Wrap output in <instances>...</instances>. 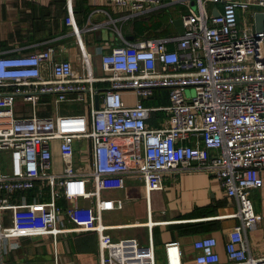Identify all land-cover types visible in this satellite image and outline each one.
<instances>
[{
    "label": "built area",
    "instance_id": "built-area-1",
    "mask_svg": "<svg viewBox=\"0 0 264 264\" xmlns=\"http://www.w3.org/2000/svg\"><path fill=\"white\" fill-rule=\"evenodd\" d=\"M104 1L134 19L191 0ZM207 1L222 11L211 15ZM66 8L83 72L56 61L54 47L0 56V264L20 247L14 240L50 236L57 243L87 232L98 237L99 264H157L152 241L144 248L136 239L113 240L110 231L118 226L105 224L103 215L121 210L123 202L103 198L102 181L135 176L149 200L173 171L211 173L238 204L233 217L240 223L229 234L227 262L209 236L194 244L196 263L264 264V257L251 255L247 238L258 228L250 196L264 186V31L240 24L242 13H264V0H197L198 12L188 7L182 14L178 37L131 42L115 26L122 45L101 53L103 77L94 75L73 0ZM101 83L107 88L100 90ZM189 88L194 97H186ZM159 90L167 92L168 105L146 106ZM126 93L135 96L134 104H126ZM47 96L56 107L85 103L88 114L43 116ZM18 98L31 106L30 117H17ZM154 113L169 115L171 126L149 129ZM82 141L88 146L78 152L75 143ZM56 149L60 175L50 173ZM165 257L166 264H183L180 244H166Z\"/></svg>",
    "mask_w": 264,
    "mask_h": 264
},
{
    "label": "crops",
    "instance_id": "crops-1",
    "mask_svg": "<svg viewBox=\"0 0 264 264\" xmlns=\"http://www.w3.org/2000/svg\"><path fill=\"white\" fill-rule=\"evenodd\" d=\"M73 5L76 23L82 30V40L88 51L92 49L96 53V56L92 55L93 60L99 59L100 57L97 56L102 55L101 53H109L113 48L122 45L115 26L123 37L131 42L180 36L174 25L178 19L174 17H171L174 29L161 28L158 23L153 24L144 19L146 15L134 18L133 24L128 25L131 19H126L127 12L106 4L104 0H73ZM179 6L186 8L178 10ZM169 9L184 14L188 7L180 3L159 12ZM206 9L211 15H216L222 11V5L207 1ZM99 10L101 12H96ZM243 16L242 13L240 24ZM66 17V0H0V56H30L54 47L55 60L57 56L68 55L67 59L59 61H70L76 72H83L80 49L71 28L66 25ZM251 21L250 27H255V16ZM96 24L102 26L95 29ZM124 26H127L125 34ZM107 86L104 83L98 85L100 90L106 89ZM157 92L166 95L168 102L166 91ZM44 100L47 105L40 111L43 116L88 114L87 106L83 111L73 109L72 105L75 102L63 103L70 105L64 108L60 105L56 107L53 97L47 96ZM150 100L145 102L146 106ZM27 105L29 104L22 99H17L15 105L17 117L26 118L32 115V108L31 106L26 108ZM148 107H159V105ZM170 126L171 117L166 113H154L148 122L149 129H163ZM57 154L60 157L59 151ZM262 177L264 181V171ZM163 180V191L153 192L147 200L144 196L145 187L141 189V195L135 194L134 185L140 182L144 184L135 176L125 179L115 177L103 179L101 195L107 193V197L102 195L103 198L112 199L108 197V192L124 195V198L112 199L122 201L123 208L108 212H122L125 217V222L111 224L118 226L110 231L113 240L136 239L142 247L152 241L157 264L158 261L166 264L165 245L178 242L183 255V264H197L198 252L194 244L210 236L218 242L216 251L221 261L227 262L228 237L240 223L239 219L233 217L238 211L236 200L227 196L220 181L209 172L173 171L166 173ZM252 195L259 200L264 211V186L260 190L253 191ZM60 205L65 207L68 203L61 200ZM66 224L72 226L68 222ZM122 231L126 232L127 238L117 234ZM43 238L42 242L33 241V238L12 241L22 243V246L9 251L4 257V264H36L37 249L46 245L51 247L54 264L55 258L57 264H99L98 237L95 233L70 234L60 237L57 243H54L50 236ZM247 238L251 255L256 258L264 257V233H260L257 228L249 232Z\"/></svg>",
    "mask_w": 264,
    "mask_h": 264
},
{
    "label": "rangeland",
    "instance_id": "rangeland-1",
    "mask_svg": "<svg viewBox=\"0 0 264 264\" xmlns=\"http://www.w3.org/2000/svg\"><path fill=\"white\" fill-rule=\"evenodd\" d=\"M185 4V6L187 7H190L192 10L198 12V9H197V0H191L189 2H186V3H183ZM182 8H186L184 6H179L177 7L178 10L182 9ZM171 10V12H170ZM250 11H247L246 13H244V16L242 18V21H241V26L244 27V26H251V15H250ZM171 17H174V18H177V19H181L182 17V13H176L174 11H172V9H169L167 11H162V12H159V13H155V14H152V15H146L144 16L143 18L150 21L151 23H158L159 26H161V28H165V27H169L170 29H174V26L171 24ZM145 20V21H146ZM133 21H135V19H131L129 20L128 22V25L130 24H133ZM123 24H126V23H123ZM119 27H121V25H119ZM126 27L127 26H124V34L126 33ZM89 49V48H88ZM90 53L93 55V56H96L95 54V51H93L92 49H89ZM68 55H66L64 57V55H61V56H57L56 57V60H62V59H67ZM97 57H100L99 59L98 58H95L93 60L94 62V68H95V72H94V75L96 77H103L104 76V71H103V66H102V55H98ZM127 94L129 93H126L124 95V100L126 102V104H129V105H132L136 102V98L134 95H128ZM186 97L187 98H191V97H194V90L189 88L187 89V92H186ZM30 105H27L26 108H28ZM61 107H64V106H70V105H65V104H60ZM73 109H78V110H81L83 111L84 108L86 107V104L85 103H74L73 105ZM65 108V107H64ZM88 146V141H82V142H76L75 143V148L76 150L79 152V151H82L83 149H85L86 147ZM58 152V149L55 150V152L53 153V160H52V170H51V174H54V175H60L62 174V160H61V157H59V155L57 154ZM79 157V156H78ZM2 172H5V168L2 169ZM84 172L85 173H89L90 170L89 169H84ZM139 179V178H138ZM142 182L137 183L136 185H134V192L135 194H142V188L144 189L145 185L142 183ZM110 198L112 199H118V198H124V195L123 196H120L117 194V192H108ZM102 195L104 197H107V193L104 192L102 193ZM144 196H146V190H144ZM250 198L252 199L253 201V204H254V208H255V212H256V215H257V220H258V229L260 231V233H264V211H263V207H262V204L259 203V200L254 197V195L250 196ZM103 221L105 224L107 225H111V224H118V223H122V222H125V217L123 216V213L122 212H112V213H104L103 215ZM111 234V233H110ZM114 234V233H112ZM117 234H122L124 235V237L122 238H127V234L126 232H117ZM44 240L43 237H34L33 238V241H39V242H42ZM121 240V239H120ZM119 241V240H118ZM22 246V243L20 244ZM144 248L148 247V245H144L143 246ZM262 248V246H261ZM37 263L36 264H54V256L53 254L51 253V247L47 246H42L40 247L39 249H37ZM158 264H161L159 261H158Z\"/></svg>",
    "mask_w": 264,
    "mask_h": 264
},
{
    "label": "water",
    "instance_id": "water-1",
    "mask_svg": "<svg viewBox=\"0 0 264 264\" xmlns=\"http://www.w3.org/2000/svg\"><path fill=\"white\" fill-rule=\"evenodd\" d=\"M174 25H175V27H177L178 32L180 33V35H183L184 34V28H183L182 19L176 20L174 22ZM255 30L258 33H261V32L264 31V13H257L255 15ZM95 101H96V108L99 109V103H100L99 96L96 97Z\"/></svg>",
    "mask_w": 264,
    "mask_h": 264
},
{
    "label": "trees",
    "instance_id": "trees-1",
    "mask_svg": "<svg viewBox=\"0 0 264 264\" xmlns=\"http://www.w3.org/2000/svg\"><path fill=\"white\" fill-rule=\"evenodd\" d=\"M159 91H162V90H159ZM164 94L162 92H157L154 97L147 102V105L148 106H156V105H167L168 102L166 100V95L163 96Z\"/></svg>",
    "mask_w": 264,
    "mask_h": 264
}]
</instances>
